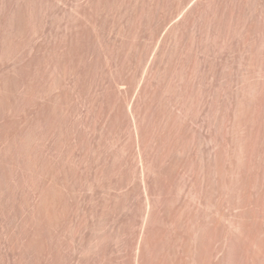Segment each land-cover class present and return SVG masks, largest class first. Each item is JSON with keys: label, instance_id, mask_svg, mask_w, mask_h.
Returning <instances> with one entry per match:
<instances>
[{"label": "rangeland", "instance_id": "374dc122", "mask_svg": "<svg viewBox=\"0 0 264 264\" xmlns=\"http://www.w3.org/2000/svg\"><path fill=\"white\" fill-rule=\"evenodd\" d=\"M195 1L0 0V264H134L137 253L147 260V242L134 243L145 201L140 178L135 173L128 186L121 182L124 168L134 167L132 142L118 125L101 129L97 104L84 106V71L89 50L99 65L114 52L124 75L120 96H126L143 73L132 65V48L140 52L166 37V74L176 83L182 72L177 58L196 36L192 28L176 34L173 27ZM180 4L182 10L161 25L163 13ZM230 4L218 1L224 8ZM250 6H242L239 22L248 30L239 41L254 37L255 59L245 60V73L235 80L233 89L244 100L236 120L228 108V80L220 81L226 92L215 120L222 188L209 192V207L187 205L183 217L176 190L171 192L168 221L150 233L152 264H200L194 260L200 232L209 240L206 264H264V232L256 238L253 230L255 224L264 230V111L259 138L250 150L244 147L250 132L245 100L264 83V23ZM255 20L260 29L251 33ZM219 39L221 50H229L230 29ZM153 87L156 114L160 83ZM107 93L114 96L111 88ZM99 136L102 150L123 149L127 159L120 168L111 158L98 160ZM159 204L158 197L156 210Z\"/></svg>", "mask_w": 264, "mask_h": 264}, {"label": "bare ground", "instance_id": "6f19581e", "mask_svg": "<svg viewBox=\"0 0 264 264\" xmlns=\"http://www.w3.org/2000/svg\"><path fill=\"white\" fill-rule=\"evenodd\" d=\"M218 1L196 0L174 25L176 34L192 28L196 36L195 40L184 44L183 55L177 58L176 66L181 67L182 72L178 75L176 83L169 81L166 74L170 59V44L166 46V37H163L161 42L158 41L156 46L152 45L140 52V48H132V65H137L143 73L140 83H134L126 96H120L119 84L124 75L118 70L119 59H116L115 53H111V56L99 65L93 59L92 50L88 51V67L84 71L86 82L82 91L84 106L87 107L88 103L97 104L102 113L101 129L108 130L111 126L118 125L124 129L126 138L131 139L134 167L130 170H127V166L124 168V178L121 182L125 179V186H128L135 173L138 174V191L145 200L140 212L142 229L134 243L136 246L143 240L146 241L149 256L144 260L137 253L134 264H152L150 243L153 242H150V233L154 231L157 223L163 225L169 218L165 212L173 190H176L180 203L178 217H183L187 205L209 207V192L217 195L222 188V148L219 141L221 135L215 120L220 117L219 104L221 105L226 92H223L220 81L224 77L228 80V108L231 110V117L236 120L242 111L244 100L236 93V89H233L235 80L245 73V60L255 59L252 54L255 47L254 37L249 36L244 44L239 41V36L243 35L248 26L242 25L239 17L243 14L242 6L251 5L252 12L255 10L254 14L259 15V19L264 23V0H231L227 8L218 5ZM182 8L180 4L173 10L164 12L161 25H165L172 11L176 14ZM199 17H204L205 21L200 23ZM256 21L258 20L249 25L251 33L260 29ZM228 29L232 33L229 50H221L219 38ZM107 33L111 35V30ZM262 47L264 48V44ZM136 53L138 55H135ZM157 81L160 87L155 114L152 110L155 108L153 99L157 91L153 85L157 84ZM138 85L140 89L137 88ZM109 88L113 90L114 96L107 93ZM92 91L95 92L93 97L89 96ZM168 98L171 105L167 103ZM244 106L250 127V132L244 133V147L250 150L251 143L259 138L262 127L264 83L248 95ZM87 137L92 139V135ZM96 150L98 160L103 162V158H111L113 166L117 165L118 168L127 159L123 149L114 153L113 145H105L102 150L100 136ZM170 181L173 183L171 186ZM158 197L160 204L159 210H156ZM218 226L220 218L216 214V230ZM255 228L253 230L257 234L256 238H259L264 232L263 226ZM247 236L250 240L249 232ZM197 240L201 252L199 255L198 251L197 257L194 255V260L198 259L200 264H206L209 240L201 232ZM252 243L254 245L255 241Z\"/></svg>", "mask_w": 264, "mask_h": 264}]
</instances>
